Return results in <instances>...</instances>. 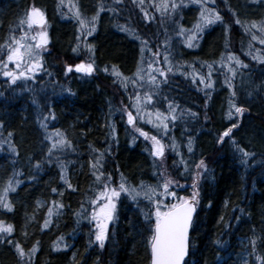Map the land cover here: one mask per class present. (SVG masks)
I'll return each mask as SVG.
<instances>
[{"label":"trees","instance_id":"1","mask_svg":"<svg viewBox=\"0 0 264 264\" xmlns=\"http://www.w3.org/2000/svg\"><path fill=\"white\" fill-rule=\"evenodd\" d=\"M160 2L145 0L143 7L150 17H154L152 20H145L144 13L132 0H124L119 6L122 9L119 15L101 11L96 31L87 39V44L94 46V55L84 52L83 44L79 55L73 53L77 40L72 38V28L57 22L51 30L52 43L43 54L45 68L51 75L39 73L35 81L18 82L19 86L13 88H9L6 78L0 75V92L3 93L0 96V123L3 124L0 128V192L10 180L16 188L8 193L14 210L8 213L0 209V220L14 226L7 239L18 242L26 253L39 241V251L31 258V264L150 263L146 243L148 226L141 213V209L147 211L150 205L143 198L137 204L122 193L117 201L116 219L109 225L105 247L100 249L95 243L90 246V240H94V224L89 222L92 211L89 201L102 188V184L94 183L95 177L89 166L94 155L109 152L104 157V172L105 176L111 175L113 187L119 185L121 175L131 186H138L141 181L152 186L160 182L153 176L151 140L136 136L126 127L117 129L114 136L111 134V124L122 126V118L127 116L125 109L137 116L136 94L144 99L150 90L148 68H143L147 72L145 76L141 74L143 80L136 75L142 57L134 65V52L140 41L120 31L117 25H130L149 42L151 52L145 51L143 55L146 64L153 60L152 53L157 49L163 61L167 50L176 69L167 73V84L161 85L160 97L153 95V100L162 101L159 108L166 115L169 101L179 106L175 113L178 118L174 123L169 122L168 134L156 133L166 145L175 140L176 151L171 148L165 151L164 167L167 175L184 186L175 188L177 196H191L192 177L197 171L201 173L199 205L190 230L187 264H229L243 254L246 264H264V88L260 87L264 84V64L252 58H264V45L251 40V33L261 35L251 28V24L256 22L259 27L264 22V4H254L252 0L209 3L208 7L218 11L224 23L206 29L198 49L185 52L188 57L182 51L181 36L176 34L177 24L187 26L192 18H198L199 7L185 0L188 6L173 14V23L166 18L167 13L162 20L154 6ZM102 3L111 5L112 0H64L63 5L60 0H0V45L13 35L17 38L23 35L27 25H20V21L33 4L51 21L68 19L77 22L74 15L77 8L82 18L90 20ZM237 19L241 24H236ZM225 25L228 26L227 36ZM134 41L135 45L132 44ZM65 43H68L67 48H64ZM177 51L180 55L175 53ZM228 52L248 68H239L233 78L228 68H235V63L229 65L224 61L222 72L212 76L216 82L213 88L205 90L199 77H206L209 71L203 72L201 68L198 71L197 63L211 61L214 66L215 59L221 61L222 54ZM194 53L200 56L198 61L192 57ZM92 59L96 71L91 76L75 73L65 76V65L91 62ZM184 62L193 70L186 71ZM113 67L127 78L126 86L122 79L111 75ZM226 77L232 88L228 87ZM157 78L163 79L158 74ZM133 80L136 82L132 83ZM27 89L39 92L36 99L41 108L32 104L33 93ZM233 91L236 93L234 98L231 96ZM230 100L246 109L242 116L231 109L233 117L228 118ZM49 107L56 119L49 117L45 122L41 112L47 115ZM189 110L197 114L195 118L187 115ZM182 112L185 114L181 115ZM42 123H47V128L41 127ZM233 123H238L239 127L232 130L231 138L226 137L223 144L218 143L219 137ZM57 131L72 142L74 151L66 150L61 158L67 165L65 175L75 191L61 180V169L46 159ZM47 136L52 139H46ZM189 138L193 141L192 153L188 152ZM233 141L253 154L247 165L241 164ZM181 157L184 163H181ZM200 160H204L207 171L196 169ZM54 188L57 189L55 193ZM60 192L62 196L58 195ZM54 201L64 207L55 208ZM168 202H172L171 197ZM50 207L53 208L52 223L41 231ZM59 237H63L61 250L54 251L53 245ZM253 239L257 241L255 247L251 243ZM64 244L68 245L67 249L63 248ZM3 247L8 248L14 264H22L12 245L0 243V249ZM0 264H5L1 258Z\"/></svg>","mask_w":264,"mask_h":264},{"label":"snow or ice","instance_id":"2","mask_svg":"<svg viewBox=\"0 0 264 264\" xmlns=\"http://www.w3.org/2000/svg\"><path fill=\"white\" fill-rule=\"evenodd\" d=\"M124 0H112L111 5L101 4L99 11L93 16L90 20H86L81 17L80 11L77 8L74 15L79 24L78 35L76 36L77 45L73 47V53L77 55L80 54L81 44L84 45L83 51L89 55H94V46L87 44L88 37L92 36L96 31V21L98 20L99 13L101 11H110L114 15H119L122 9L119 7L123 4ZM132 3L140 7L141 12L144 13L145 20H152L154 17H150L147 11H145L143 5L145 0H132ZM189 3L197 5L199 7V17L197 21L192 25L190 29H185L182 25L178 27L177 35L184 37V44L187 48L198 47V41L202 39L203 33L210 26L217 23H224L222 16L214 8H209V3H215V0H189ZM254 4H264V0H252ZM64 4V0H60V5ZM156 10L161 13L162 20L165 19V13H167V19L173 20V14L177 13L178 9L187 7L188 4L185 3V0H161L159 4L154 5ZM75 7V6H73ZM236 24H241V21L237 19ZM20 25H27L29 31H33L34 27L37 29L31 37L25 33L24 36H21L19 39L15 37H10L9 40L5 41L4 45H0V75L6 78V83L9 88L13 86H19L18 82L23 84L28 83L29 81H35L39 73H47V70L43 61V54L47 51V45L49 44V38L47 33V19L45 12L36 7L34 4L26 11L24 19H21ZM120 31L125 32L133 39L140 41L141 48V63H143V54L145 51L151 52L149 47V42L142 37H140L136 31L130 27V25H117ZM227 25H225V35L227 36ZM251 28L257 29L261 35L257 36L255 33H251V40L258 41L260 44L264 45V22L258 27L256 22H252ZM23 30V29H22ZM250 31V30H249ZM23 41V42H22ZM167 43V42H166ZM228 42L225 41V48L227 49ZM251 48L252 45L250 44ZM6 49V58L4 55V50ZM251 54V53H249ZM153 60L148 64V84L150 85L149 92L145 93V103H153V95L160 97L161 95V85L167 84L168 75L167 73L173 72V67L171 65L170 53L165 50L163 55V63L168 65L167 69H161L159 67L153 68V64L160 63L161 52L159 49L155 53H152ZM255 60H258L259 63L264 64V58L259 56L252 57ZM224 61H227L230 65L235 63V68L229 67V72L232 73L234 78L237 74L239 68H248L247 64H244L239 60L238 57L234 56L231 52L227 54H222L221 56V66L224 65ZM14 65V67H9V65ZM94 59L91 62L81 61L80 63L75 64L74 66L68 65L65 69V76L69 73H78L84 74L85 76H91L95 71ZM209 72L207 76H200L199 82L204 85L205 90H211L213 88L214 82L211 79L212 76V64L207 65ZM105 71H108L106 68ZM144 72L143 67H138L137 77L143 80L141 73ZM157 74L160 77H163L162 80L157 79ZM111 75L118 79H122L125 82L127 78L122 77L115 67L111 69ZM136 81H132L135 83ZM195 83V79L193 80ZM226 83L229 88H232L233 85L230 80L226 77ZM261 88H264V84L260 85ZM14 90V89H13ZM33 93L32 104L37 108H41L39 101L36 99L39 96V92L35 89H27ZM209 93L206 91V95ZM236 93L233 91L231 96L234 98ZM0 96H3V93L0 92ZM167 100V97H163ZM136 103L134 107L137 111V116L134 117L132 112L126 111L127 114V123L129 125L135 126L137 118L143 119L140 116V113L144 110V105L141 103V96L139 93L135 96ZM178 105H175L173 102L169 101L168 103V114L161 113L158 109L155 112L156 122L154 126L159 130H162L164 135L168 134L169 131V122H175L178 118L175 113L178 109ZM230 111L228 113V118L232 119L233 112L231 109L235 110V114L243 115L246 109L237 106L233 100L229 101ZM185 113H181L184 115ZM149 116L152 113H148ZM187 115L195 118L196 113L187 112ZM43 121H47L49 117L52 120H55L56 117L49 107L48 114L44 115L41 112ZM148 123H153L152 120H148ZM3 127V124L0 123V128ZM41 127L47 128V123H42ZM238 123H233L223 134L219 137L218 143L223 144L225 138H231L232 130L238 128ZM111 134L114 136L115 128L110 126ZM136 131H139L140 135L143 136L146 140H151V149L150 156L153 158V176L158 177L159 183L155 186L147 185L143 181L138 186H131L125 180L123 175H121V182L117 187H111V175L105 176L104 172V157L109 154L106 150L105 152H100L98 155H94L93 159L89 161V166L91 169L92 176L95 177L94 183L102 184V188L96 192L95 197L89 201L90 207L92 208L89 222L94 224V240H90V246L92 243H95L99 246L100 249L105 247V242L108 240V229L109 225L113 223L116 219L117 211V201L119 200L122 193L129 197L133 202L139 204L140 199L148 201L150 207L147 211L141 209V213L144 218V222L148 226V237H147V247L150 254V264H187L186 257L189 256V247H190V230L194 226V216L197 212V206L199 205V190H198V180L200 178V171H197L196 174L192 177L193 183L191 188L193 189L191 196L183 197L177 196L175 188H182L183 185H180L178 181L173 180L169 175H167V169L164 167L165 162V151L167 148H171L173 151H176L175 140L171 145H166L162 143L161 139H158L156 136L149 137L147 132L142 131L139 128H136ZM56 139L51 144V147L48 149L47 162L49 164L55 163L60 169L61 180L67 185L69 189L75 191L70 180L65 175L67 171V165L65 160L61 157L65 155L66 150H73L72 142L68 140L63 133L57 131L55 134ZM8 136L11 137L12 133L9 132ZM46 139L51 140L52 136H47ZM235 145V141H233ZM91 149V146H89ZM188 152H193V141L191 138L188 139L187 143ZM12 151L15 152V148H12ZM93 152L97 150L92 149ZM235 151L240 154V162L243 165L248 164L251 153L245 151L239 145H235ZM177 154H179L177 152ZM181 163H184L183 158L181 157ZM39 163L37 168H39ZM197 170L207 171V166L204 160L195 166ZM185 171H187V165L185 164ZM103 178V179H102ZM17 184L19 181L16 182ZM175 186V187H174ZM162 189V191H161ZM16 190L13 182L10 180L7 187L0 192V209L5 210L8 213L13 212L14 206L8 200V193L14 192ZM55 193L57 189H52ZM58 195H63L62 192ZM163 197V198H161ZM172 198V202H168V198ZM53 205L57 209L64 207L63 204H58L53 202ZM58 214V212H57ZM53 208L50 207L47 212V217L44 220V224L41 228V231L49 228L52 223ZM14 231V226L12 224H5L3 220H0V243L6 242L9 245H12L20 258L22 264H31V258L39 251V241L32 246V248L26 253L25 250L21 247L18 242H13L11 239H7L8 236ZM27 235V233H25ZM63 237H59L58 241L53 245L54 251L61 250V242ZM253 247L256 246L257 241L253 239L251 241ZM68 245L64 244L63 248L67 249ZM25 257L28 259L25 260ZM259 260L260 258L257 257Z\"/></svg>","mask_w":264,"mask_h":264},{"label":"bare ground","instance_id":"3","mask_svg":"<svg viewBox=\"0 0 264 264\" xmlns=\"http://www.w3.org/2000/svg\"><path fill=\"white\" fill-rule=\"evenodd\" d=\"M226 8H228V9H230V7H226ZM227 10V9H226ZM228 11V10H227ZM193 20H192V22L190 23V24H194L196 21H197V17H194V18H192ZM51 22H53L52 23V30H53V26L57 23V22H59V23H63V24H65V25H67V26H69V27H71L72 29H71V35H72V38H73V40H75L76 39V36L78 35V29H79V24H78V22H75V21H71V20H68V19H64V20H59V21H57V20H54V21H51ZM135 41L132 43V44H134L135 45ZM136 47H135V56H134V58H135V64L134 65H136V63H137V60L139 59V58H141V52H140V48H141V44H140V42H137L136 43ZM137 48V49H136ZM136 52H137V54H136ZM144 55V54H143ZM158 101V103L159 104H161L162 103V101H160V100H157ZM64 121H66V119L64 120ZM187 258V257H186ZM240 260H241V257L239 258V260H238V258L237 259H234V261L233 262H230L229 264H239V262H240ZM247 261V260H246ZM245 264H246V262H245Z\"/></svg>","mask_w":264,"mask_h":264},{"label":"rangeland","instance_id":"4","mask_svg":"<svg viewBox=\"0 0 264 264\" xmlns=\"http://www.w3.org/2000/svg\"><path fill=\"white\" fill-rule=\"evenodd\" d=\"M50 21V20H49ZM180 25H183V24H180ZM65 31V30H64ZM25 33H27V35L29 36V37H31L32 35H34V32L33 31H29L28 29H27V27H26V29H25V31L23 32V35L22 36H24L25 35ZM12 37H15V38H17L15 35H13ZM21 37V36H20ZM17 39H19V38H17ZM7 40H9V38H7L6 39V41ZM51 40V39H50ZM52 41V40H51ZM181 41L183 42L184 41V37L183 38H181ZM23 42V41H22ZM5 44V43H4ZM65 45V47L64 48H67L68 46V43H65L64 44ZM63 46V45H62ZM63 48V49H64ZM175 53H178V55H180L179 54V52L177 51V52H175ZM3 55H4V57L6 58V49L4 50V53H3ZM177 55V56H178ZM124 65V64H123ZM122 65V66H123ZM127 65V64H126ZM14 67V65H9V67L11 68V67ZM124 67H126L125 65H124ZM141 100H143V98H141ZM148 119H151V118H149L148 117ZM144 122H147V121H144ZM39 205L41 204V201L38 203ZM1 251H0V253H1V256H0V258H1V260L5 263V264H14V262H12L13 261V258L11 257V255L8 253V248H1L0 249ZM246 256H245V254H243L242 256H241V260H240V262H239V264H245V262H246V258H245Z\"/></svg>","mask_w":264,"mask_h":264},{"label":"flooded vegetation","instance_id":"5","mask_svg":"<svg viewBox=\"0 0 264 264\" xmlns=\"http://www.w3.org/2000/svg\"><path fill=\"white\" fill-rule=\"evenodd\" d=\"M126 123V121H125ZM128 125V124H127ZM129 127V126H128ZM114 128H115V131H117V129H120V128H123V125L122 126H119L118 124H115L114 125Z\"/></svg>","mask_w":264,"mask_h":264}]
</instances>
